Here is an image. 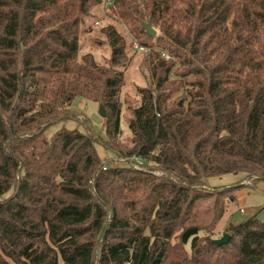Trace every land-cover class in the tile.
<instances>
[{
	"label": "trees",
	"instance_id": "obj_1",
	"mask_svg": "<svg viewBox=\"0 0 264 264\" xmlns=\"http://www.w3.org/2000/svg\"><path fill=\"white\" fill-rule=\"evenodd\" d=\"M97 6L146 53L125 118L126 37L102 27L103 62L81 49ZM77 98L105 108L103 146L127 166L86 130L48 136ZM228 173L244 176L209 185ZM260 182L264 0H0V264H264L256 214L230 220L227 243L214 232Z\"/></svg>",
	"mask_w": 264,
	"mask_h": 264
},
{
	"label": "rangeland",
	"instance_id": "obj_2",
	"mask_svg": "<svg viewBox=\"0 0 264 264\" xmlns=\"http://www.w3.org/2000/svg\"><path fill=\"white\" fill-rule=\"evenodd\" d=\"M93 12L95 16L87 18L83 24L81 35V49L83 53L93 52L100 62L105 61V59L110 56L111 50L109 45L105 43L106 37L102 32V27L108 24H114L127 40L128 55L131 58L126 68V82L121 91V99L124 102L123 114L125 118L128 114V103L134 105L138 102L137 88L139 86H146L150 80V72L144 64L146 53L139 48V44L133 36L130 35L121 21L107 16L100 6H97ZM98 19L99 21H97ZM155 29L157 30V34H160L159 28L155 27ZM153 43L155 44L156 40H154ZM165 57L167 59L170 58L166 52ZM174 60L179 63L177 58H174ZM100 107V103L98 102L77 98L72 105L71 119L52 125L48 129V136H52L62 127H78L84 131L86 130L93 133L100 141L97 148L103 160L112 166H127L125 161H122L118 156H115L113 152L105 149L103 146L104 141L100 134H105V121L100 115ZM122 128V137L125 139V137L130 134V129L125 121L122 122ZM138 163L139 165L141 164L140 162ZM243 176L244 173H228L211 177L208 181L210 186L220 187L237 184ZM255 214L260 221L264 222V182L258 183L257 186L241 188L237 192L236 201L231 203L229 211L214 229L215 237L221 238L225 233H228V223L230 220L241 221Z\"/></svg>",
	"mask_w": 264,
	"mask_h": 264
},
{
	"label": "water",
	"instance_id": "obj_3",
	"mask_svg": "<svg viewBox=\"0 0 264 264\" xmlns=\"http://www.w3.org/2000/svg\"><path fill=\"white\" fill-rule=\"evenodd\" d=\"M142 26L148 35H150L151 37L156 36L157 30L155 29V27L152 25V23L150 21H148V22L143 21ZM100 115L101 116L106 115V111H105V108L103 106L100 107ZM229 239H230V234L225 233L221 238L215 239V242L217 244H223V243H227L229 241Z\"/></svg>",
	"mask_w": 264,
	"mask_h": 264
},
{
	"label": "built area",
	"instance_id": "obj_4",
	"mask_svg": "<svg viewBox=\"0 0 264 264\" xmlns=\"http://www.w3.org/2000/svg\"><path fill=\"white\" fill-rule=\"evenodd\" d=\"M141 49H144V47H141ZM164 55H165V53H164ZM124 160H125V159H124ZM127 160H128V159H126V161H127ZM128 161H129V162H131V160H130V159H129ZM139 162H140V163H142V161H141V160H139ZM105 167H106V166H105ZM242 211H243V209H242Z\"/></svg>",
	"mask_w": 264,
	"mask_h": 264
}]
</instances>
